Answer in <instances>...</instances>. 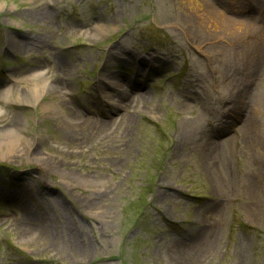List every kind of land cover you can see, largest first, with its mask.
<instances>
[{
	"label": "rangeland",
	"instance_id": "374dc122",
	"mask_svg": "<svg viewBox=\"0 0 264 264\" xmlns=\"http://www.w3.org/2000/svg\"><path fill=\"white\" fill-rule=\"evenodd\" d=\"M198 1L262 39L264 0ZM186 3L0 0V264H264V57L211 43ZM143 89L129 124L69 139L65 100L118 118Z\"/></svg>",
	"mask_w": 264,
	"mask_h": 264
},
{
	"label": "bare ground",
	"instance_id": "6f19581e",
	"mask_svg": "<svg viewBox=\"0 0 264 264\" xmlns=\"http://www.w3.org/2000/svg\"><path fill=\"white\" fill-rule=\"evenodd\" d=\"M187 5L193 11L195 14V20L198 22L204 24L207 33V40H209L211 43H215L217 38L220 36L221 38L228 39L229 43L235 45L236 48L235 53H238L239 59L244 60V63L251 64L253 59L258 57L262 53V59L264 57V25L262 24V39L255 38L252 40V43L249 42L250 36L254 35L252 32L254 31V25L252 23L245 21L243 18L240 19V17L237 15V18L231 17L225 13L230 11L235 12L232 8H226L222 7L220 10L215 7L214 4L211 2H202L200 3L198 0H186ZM208 7L212 13L210 14H199L198 11L200 9L204 10V8ZM236 13V12H235ZM259 33V32H257ZM253 37V36H252ZM235 40H239V42H234ZM122 55H125V58H121ZM133 52L130 51V48H127L123 45H113L109 48L107 57L108 61H118V60H129L131 59V56H133ZM136 58V57H135ZM249 66V65H248ZM245 69H247V67ZM56 73V71L54 72ZM37 74L32 75V80L38 79L40 81L39 85H35L32 87L33 95L35 97H40L42 93L45 90V80H47V77L45 74L41 73L37 76H34ZM256 77V76H255ZM255 77L252 76L250 72L245 76V78L240 77V82L244 85L253 84L255 81ZM44 83V85H42ZM49 87L51 89L57 90L59 93H61L63 96L68 93L67 87L65 83L63 82L62 78L54 75L52 79L49 81ZM111 86V88H110ZM113 87V88H112ZM132 87H134L131 83V85L128 86H117L113 83V81L109 82L105 85V89H108L109 91H113L115 93L117 92H123L126 93L127 90H132ZM115 88V89H114ZM117 88V90H116ZM49 90V89H48ZM10 91L8 92V94ZM12 94V93H10ZM126 95V96H125ZM121 96V98L118 99V101L115 104L109 103L107 106L110 107L109 112H114L117 110L118 106H121V109L123 111L118 112L119 116L118 118L112 117V116H105L103 115L102 119L98 118H92L84 113H82L80 110L75 108L69 100H65V105L67 109L69 110V113L73 118L75 119V123L71 126H69L68 130L71 131V135L69 139L74 140L75 138H78V136L81 137H88L91 136H98L103 134L104 136L107 135V132L109 129H111L112 126L119 125L120 123H127L129 124L133 119V112L135 109V105L137 104L139 99H146L147 98V92L143 89L140 92V95L134 96L131 94H125ZM123 97V98H122ZM19 102L25 101L23 99H18ZM120 109V108H119ZM107 111V110H105ZM130 111V112H129ZM77 136V137H76ZM78 140V139H77ZM14 139L11 137L0 138V144L8 145L9 143H13ZM3 145V146H5ZM46 159V158H45ZM23 228H21L20 233L21 234H29L32 231V223L27 221V223H24Z\"/></svg>",
	"mask_w": 264,
	"mask_h": 264
}]
</instances>
